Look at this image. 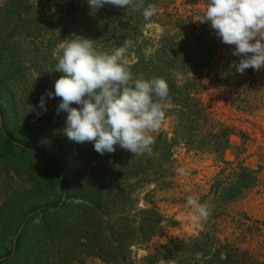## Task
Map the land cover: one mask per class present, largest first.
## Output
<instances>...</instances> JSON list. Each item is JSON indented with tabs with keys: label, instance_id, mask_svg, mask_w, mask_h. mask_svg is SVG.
I'll return each mask as SVG.
<instances>
[{
	"label": "trees",
	"instance_id": "1",
	"mask_svg": "<svg viewBox=\"0 0 264 264\" xmlns=\"http://www.w3.org/2000/svg\"><path fill=\"white\" fill-rule=\"evenodd\" d=\"M44 1L38 0L36 4L32 0H0V161L7 168L27 172L32 185L27 193L42 192L49 180L52 183L50 191L57 201L53 206L32 210L23 230L14 237L17 242L13 243L9 254L12 256L0 264H87L86 259H99L105 264H136L133 248L142 249L147 245L160 232L164 222L158 210L137 208L131 198L132 179L147 183L148 178L150 182H158L151 180L144 169L142 160L145 158L134 156L118 145L115 152L101 155L94 150L92 142L70 141L62 132L67 114L57 115L60 97L46 98V112L39 109L22 114L19 87L22 83L28 84L27 76L18 72L16 65L11 69L4 64L10 60L6 58L12 48L36 43L41 36H49L59 43L71 37L82 21L88 25L84 30L94 29L102 38L107 37V41L118 32L121 41H132L127 50L139 52L133 64H125L133 78L162 77L167 81L169 95L161 101L164 120L172 118L176 129L186 132L192 119L199 120L202 115L201 109L191 102L193 88L200 82V77L185 82L179 78L180 73L187 75L194 71L192 56L195 49L187 47L185 36L178 39L177 35L167 33L151 57L139 51L137 33L156 17L154 14L146 21L143 9L150 4L157 9L156 0L142 3L132 0L128 8L120 7L125 12L118 10L116 13L105 9L109 4L89 10L88 0H85L88 3L85 6L81 5L82 0H71L66 11L46 8L45 12ZM124 21L125 38L123 30H118L124 27ZM76 33L84 37L90 35ZM100 36L93 39L97 41V44L93 41L96 49L103 48L99 43ZM61 75L50 77L40 93L45 95L54 91V83ZM73 107L77 105L73 104ZM21 120L26 127H31V143L27 145L15 140L8 126L15 128ZM164 134L161 132L160 136ZM212 138L218 149L226 148L227 138L223 142L219 133ZM175 143L166 140L164 145L161 144L160 158L171 152ZM185 144L191 146L187 141ZM153 145L152 152L160 149L159 137L151 148ZM120 153L125 154V174L119 168ZM230 176L232 178L228 179L220 174L210 188V194L222 206L235 201L259 180L257 171L243 165L234 168ZM124 181L122 186L120 183ZM48 190L47 187L46 192ZM117 199L119 202L113 207V201ZM213 239L208 234H201L176 243L159 244L142 258V262L159 264L177 260L184 264H240L237 252L227 250L226 245L213 250Z\"/></svg>",
	"mask_w": 264,
	"mask_h": 264
},
{
	"label": "rangeland",
	"instance_id": "2",
	"mask_svg": "<svg viewBox=\"0 0 264 264\" xmlns=\"http://www.w3.org/2000/svg\"><path fill=\"white\" fill-rule=\"evenodd\" d=\"M32 1L39 3L38 0ZM138 1L142 3L144 0ZM86 2L82 0L81 5H87ZM156 2L159 6L155 20L137 33L141 46L139 51L146 57H151L158 49L161 38L167 33L177 35L178 39L182 36L187 38V47L195 49L192 56L194 71L187 75L180 73L179 78L185 82L187 79L191 81L200 77V82L193 88L195 91L191 102L201 109L202 115L199 120L192 119L186 132L176 129L175 121L168 118L158 130L151 133L154 143L160 138V146L166 140L174 141L176 145L171 152L165 153V157L160 158L163 146L152 152L155 149L153 145L151 153L143 154L144 169L151 180L158 182H150L148 178L146 180L150 184L137 178L131 180V198L137 208L156 209L164 218L156 237L142 249L133 248V259L136 264H145L142 258L159 244L170 241L176 243L178 240L208 234L214 238L213 250L226 245L227 250L237 252L240 264H264V67L259 71L248 68L243 74L235 71L234 62L240 59L232 55L235 46L222 43L208 23L199 22L208 0ZM45 3V12L46 8L66 11L71 0H46L43 4ZM106 7L112 13L118 10L125 12L110 4ZM87 26L82 21L78 24L77 31L84 35L90 34L87 38L91 39L100 36L94 29L84 30ZM123 26L118 30H123L125 38V21ZM76 32L72 36H79ZM118 34L117 32L110 41H107V37L100 36L99 43L103 48L97 51L111 53L118 48L125 41H121ZM37 41L30 45L22 44L19 49L12 48L6 58L10 60L4 64L11 69L16 65L17 71L27 76L28 84L22 83L19 87L18 99L22 114L38 112L41 109L39 98L44 95L40 92L45 82L47 84L50 77L62 74L56 72V64L62 51L60 45L65 40L57 43L49 36H41ZM93 41L97 44V41ZM137 52L126 50L122 62L133 64ZM12 60L16 61L13 63ZM55 104L54 102L53 105ZM46 107L48 108L47 100ZM24 120L18 122L15 128L8 126L14 139L27 145L31 143V127H26L22 123ZM161 132L165 134L160 136ZM218 133L223 142L226 138L228 140L223 150L216 147L212 138ZM186 141L191 146H187ZM119 155V168L125 174V154ZM164 158L165 160H161ZM239 165L257 171L259 180L235 201L222 206L210 194L211 185L220 174L223 178L231 179L232 170ZM181 168L186 174L179 173ZM51 184L49 180L46 181L45 185L49 188L47 192V187H43L42 192L27 193V190L32 189L27 172L7 168L0 161V260L4 261L12 256L9 254L13 250L14 237L32 210L55 205L57 198L50 191ZM120 184L125 185V181ZM188 196H194L199 202L207 204L210 209L207 219L193 223L192 208L186 203ZM116 202L119 199L113 201V207ZM85 261L87 264H105L99 259ZM159 264L184 263L174 260Z\"/></svg>",
	"mask_w": 264,
	"mask_h": 264
},
{
	"label": "clouds",
	"instance_id": "3",
	"mask_svg": "<svg viewBox=\"0 0 264 264\" xmlns=\"http://www.w3.org/2000/svg\"><path fill=\"white\" fill-rule=\"evenodd\" d=\"M88 3L97 10L106 4L128 8L132 0ZM156 10L153 4L145 7L144 19L149 20ZM199 22L208 23L222 43L235 46L232 55L240 57L234 62L236 72L264 67V0H208ZM131 44L125 40L113 52L101 53L91 38H66L56 64V72L62 75L55 81L54 91L40 99L39 106L46 112V98L60 97L57 115L67 114L63 135L76 143L92 142L101 155L115 152L117 145L134 156L151 153V133L165 119L161 101L169 95L168 83L162 77L133 78L122 62ZM178 171L186 174L183 168ZM186 203L192 208L194 224L210 215L207 204L194 196H188Z\"/></svg>",
	"mask_w": 264,
	"mask_h": 264
},
{
	"label": "water",
	"instance_id": "4",
	"mask_svg": "<svg viewBox=\"0 0 264 264\" xmlns=\"http://www.w3.org/2000/svg\"><path fill=\"white\" fill-rule=\"evenodd\" d=\"M25 223H26V222H24L23 226L20 228V230H19V232H18V234H17L16 237H18V235L20 234V232L23 230ZM16 242H17V238H15V240H14V244H16ZM0 261H3V259H1Z\"/></svg>",
	"mask_w": 264,
	"mask_h": 264
}]
</instances>
